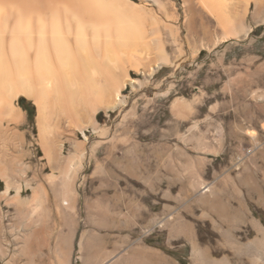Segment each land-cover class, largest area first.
<instances>
[{
	"label": "rangeland",
	"instance_id": "rangeland-1",
	"mask_svg": "<svg viewBox=\"0 0 264 264\" xmlns=\"http://www.w3.org/2000/svg\"><path fill=\"white\" fill-rule=\"evenodd\" d=\"M129 1L140 44L96 79L137 83L113 108L112 97L97 105L95 130L84 102L97 93L79 104L66 93L40 120L48 158L36 104L17 98L16 123L0 110L12 178L6 193L0 175V264H58L57 242L68 264H153V250L166 259L154 264H264L252 226L264 233V0H223L224 23L200 0ZM75 157L71 210L62 198Z\"/></svg>",
	"mask_w": 264,
	"mask_h": 264
},
{
	"label": "bare ground",
	"instance_id": "bare-ground-1",
	"mask_svg": "<svg viewBox=\"0 0 264 264\" xmlns=\"http://www.w3.org/2000/svg\"><path fill=\"white\" fill-rule=\"evenodd\" d=\"M200 1L218 22L224 23L223 0ZM142 24L139 6L129 0H0V110L5 108L4 115L16 123L21 110L15 100L20 96L30 98L38 109L40 143L44 145L46 156L51 158L52 147L44 140L40 122L43 112L61 103L66 93L70 96V102L75 104L84 100V94L89 96L97 93L93 96L95 101L91 102L90 97H87L91 103L88 100L84 102L86 110L92 113L89 125L95 130L93 115L97 112V105L112 97L115 100L111 106L113 108L123 102L120 89L125 86V82L128 81L132 86L137 83L135 79H128L126 73L127 80L110 82L112 85L108 84V88L96 77L103 72L106 75V63L119 65L124 53L140 44ZM224 27L225 32L232 35V30ZM7 32L10 33L8 39L5 35ZM71 32H74L73 42L69 37ZM166 62L162 56L160 63L150 68L148 74L151 75ZM80 83L85 90L74 89L79 88ZM176 103L185 107L188 104L182 100ZM76 127L80 131L85 128L82 125ZM80 165V158L75 157L66 171L62 204L71 210L74 209L72 185ZM0 175L6 180L7 193L12 178L1 161ZM24 183L30 186L31 178H25ZM16 190H20V186ZM33 191L32 198L37 200L38 192L36 189ZM252 226L261 233V237L254 241L259 250L264 246L263 228L255 220ZM193 244L195 249L200 250L195 242ZM56 246L54 253L57 263L68 264L64 246L61 242H57ZM165 260L162 253L152 251L153 264ZM119 262L128 263V257H123ZM113 264H116L115 261Z\"/></svg>",
	"mask_w": 264,
	"mask_h": 264
}]
</instances>
